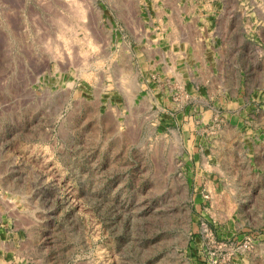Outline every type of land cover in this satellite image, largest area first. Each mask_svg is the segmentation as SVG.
Wrapping results in <instances>:
<instances>
[{
  "label": "rangeland",
  "instance_id": "obj_1",
  "mask_svg": "<svg viewBox=\"0 0 264 264\" xmlns=\"http://www.w3.org/2000/svg\"><path fill=\"white\" fill-rule=\"evenodd\" d=\"M0 264H264V0H0Z\"/></svg>",
  "mask_w": 264,
  "mask_h": 264
}]
</instances>
